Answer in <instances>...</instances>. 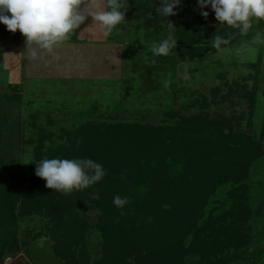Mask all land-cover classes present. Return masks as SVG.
Wrapping results in <instances>:
<instances>
[{
	"label": "trees",
	"instance_id": "1",
	"mask_svg": "<svg viewBox=\"0 0 264 264\" xmlns=\"http://www.w3.org/2000/svg\"><path fill=\"white\" fill-rule=\"evenodd\" d=\"M153 4L154 9L159 0ZM156 9V17H146V24L153 18L160 20ZM188 30L178 26L176 36L186 45L183 57L190 59L207 51V46L198 43L213 31L228 42L239 33L233 27L205 28L202 24ZM20 87L8 83L7 100L20 101ZM219 91L212 90V100L203 98L195 114L171 112L170 116L178 117L173 123L141 124L111 117L84 120L65 131L64 142L54 148H45L51 134L38 127L37 160L44 155L47 159L91 158L103 165L106 176L82 191L64 195L47 188L39 177L31 178L24 192L20 186L27 182H19L13 174L1 175L0 264L4 255L21 250L17 205L22 216L34 212L49 216L48 236L67 264L88 260L84 213L92 208L101 211L97 227L103 239L94 264H232L245 260L251 216L248 181L253 164L264 155V119L255 139L249 131L250 120L247 127L241 126L242 114H209L206 110L216 102ZM252 95L248 94L250 109ZM1 137L0 132V142ZM223 185L228 186L223 198L210 200ZM116 195L128 198L123 209L114 205ZM77 247L81 253L75 251ZM78 256L83 262L76 263Z\"/></svg>",
	"mask_w": 264,
	"mask_h": 264
},
{
	"label": "rangeland",
	"instance_id": "2",
	"mask_svg": "<svg viewBox=\"0 0 264 264\" xmlns=\"http://www.w3.org/2000/svg\"><path fill=\"white\" fill-rule=\"evenodd\" d=\"M155 1L128 0L126 21L107 38L88 16L66 41L74 48L82 47L78 52L71 51L76 65H72L74 71L65 77H59L50 70L36 72L42 78L40 87L33 89L26 78L33 74V69L25 71L27 83L24 86L27 89L23 94L21 92L20 101H9L4 96L9 94L10 71L0 66V151L4 159L0 176L13 174L19 182H27L20 186V191L25 192L29 188L30 179L37 177L36 163L41 161L34 155V148L38 145L35 141L38 127L51 134L44 143L45 148H54L64 142L61 138L65 137V131L84 120L97 122L111 117L141 124L173 123L178 117L170 116L171 112L195 114L200 109L198 103L203 98L212 100L211 92L216 88L220 89L216 102L211 103L206 111L213 116L242 114L241 126L247 127L250 120L249 131L253 138H259L264 119V43L258 42L256 35H264L261 20L253 19V26L246 35L239 31L235 40L225 41L219 48L212 46L218 35L213 31L209 38L198 43L207 46V51L201 57L190 59L183 57L186 45L177 40L178 26L187 27L188 32L197 24L205 28L229 26L216 21L210 7L208 17H202L196 0H181V5L175 9L176 15L160 17V20L153 18L146 24V17L152 14L156 17L154 9L158 6L153 9ZM100 2L103 8L105 0ZM1 27L6 28L5 25ZM168 37L177 41L176 48L167 56H154L152 46ZM23 45L20 63L38 66L40 62L31 63L27 59L28 49L24 51ZM54 56L58 59L61 55ZM250 92L254 95L253 109L249 107ZM223 95L226 98L222 99ZM33 121L35 125H32ZM261 139L264 143V134ZM42 159H47L46 155ZM248 185V207L251 211L249 246L245 260L232 264H264V155L253 164ZM227 189V185L219 187L210 200L223 198ZM18 206L15 213L21 250L14 255H4L3 264L23 261L30 264H67L57 255L48 236L49 216L35 212L22 216L17 213ZM100 216L99 208L84 213L88 225L85 246L89 256L83 264H94L100 257L103 242L101 230L97 227ZM78 253H81V248ZM78 262H83L80 256L77 257Z\"/></svg>",
	"mask_w": 264,
	"mask_h": 264
},
{
	"label": "clouds",
	"instance_id": "3",
	"mask_svg": "<svg viewBox=\"0 0 264 264\" xmlns=\"http://www.w3.org/2000/svg\"><path fill=\"white\" fill-rule=\"evenodd\" d=\"M200 15L205 19L209 8L216 21L236 28L246 35L253 26V19L264 20V0H196ZM128 0H0V23L8 31L17 30L26 38L27 59L38 63L45 54L69 40L88 16L93 18L105 38L110 37L118 25L124 23ZM83 5V7H81ZM181 0H159L157 12L161 17L177 14L175 9ZM256 39L264 43V35L257 33ZM225 38L217 35L212 46L219 48ZM177 41L171 37L152 46L154 56H167L176 48ZM35 175L42 178L45 186L64 195L82 191L100 182L106 171L102 164L91 158H50L36 163ZM113 203L123 209L127 197L114 196ZM123 214V212H121Z\"/></svg>",
	"mask_w": 264,
	"mask_h": 264
},
{
	"label": "crops",
	"instance_id": "4",
	"mask_svg": "<svg viewBox=\"0 0 264 264\" xmlns=\"http://www.w3.org/2000/svg\"><path fill=\"white\" fill-rule=\"evenodd\" d=\"M3 24L0 23V58H1V62H0V66L2 69H7L10 71L9 74V79H10V83L12 84H17L19 86H21V91L20 94L22 92L23 94V90L27 89L24 84L26 85L27 81L26 78H28L27 80L30 81V88L33 89L35 87H40V83L39 81L41 80L42 76L40 77L39 75H36V72H40V71H52V73H55V75L62 77V76H66L65 74H70V72H73L74 69L72 66L73 64L75 65L74 60H72L71 55L72 52L71 51H79L81 50L80 47L78 48H74L72 47V45H67L66 42H64L60 47H58L57 49H55L53 54H45V58L44 60L40 61V64H38V66H35V64L30 67L28 65V62L26 61L27 65H25V62H22V64L20 63L21 61L19 60L20 58V51H21V46L23 45V48H25L24 51H26V38L19 32V30H17L15 33H10L8 30H5V27H1ZM4 26V25H3ZM5 32V34H4ZM21 38V39H20ZM19 39L21 41H19ZM19 43H21V45L19 46ZM21 48V49H20ZM15 49V50H13ZM15 51V52H13ZM23 51V52H24ZM13 52V53H12ZM28 52V51H27ZM61 56L57 57L54 56V54H59ZM23 54V53H22ZM70 54V55H68ZM77 58V57H76ZM22 60V59H21ZM24 60V59H23ZM70 60V62H68ZM33 63V62H31ZM8 65V66H4ZM11 66H10V65ZM13 64V65H12ZM45 66V67H41V66ZM78 65V64H77ZM76 66V65H75ZM33 69V70H31ZM30 71L33 72V74H29V76L24 73L25 71ZM26 77V78H24ZM31 80H32V84H31ZM38 80V81H35ZM8 85V84H7ZM39 91V90H38ZM21 94V95H22Z\"/></svg>",
	"mask_w": 264,
	"mask_h": 264
}]
</instances>
